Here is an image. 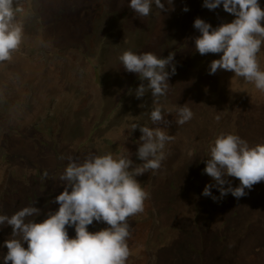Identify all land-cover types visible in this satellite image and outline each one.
<instances>
[{
  "label": "rangeland",
  "instance_id": "obj_1",
  "mask_svg": "<svg viewBox=\"0 0 264 264\" xmlns=\"http://www.w3.org/2000/svg\"><path fill=\"white\" fill-rule=\"evenodd\" d=\"M162 2L167 11L153 3L150 15L139 17L130 0H19L23 41L10 61L0 62V215L35 206L41 215L28 219L42 222L59 209L53 201L64 190L68 157L83 162L111 153L139 164L142 133L131 125L159 127L174 139L160 169L136 177L150 196L144 212L129 217L126 264H264V181L239 199L202 194L215 185L204 168L218 135L264 143V92L234 72L210 75L211 61L222 54L195 51L201 35L195 19L216 28L236 17L222 4L204 7V0ZM126 50L175 54L176 72L159 98L162 122L150 119V90L135 96L147 81L123 69L119 56ZM257 59L264 71V43ZM184 104L194 115L181 126L177 110ZM211 192L220 197L216 186ZM105 227L94 221L89 231ZM11 234V226L0 225V264ZM68 234L74 238L75 228Z\"/></svg>",
  "mask_w": 264,
  "mask_h": 264
},
{
  "label": "clouds",
  "instance_id": "obj_2",
  "mask_svg": "<svg viewBox=\"0 0 264 264\" xmlns=\"http://www.w3.org/2000/svg\"><path fill=\"white\" fill-rule=\"evenodd\" d=\"M153 3L161 12L168 10L162 0H130L129 7L139 17H147ZM221 4L236 18L216 28L203 19H195L194 27L201 33L195 38V51L200 55L222 54L211 61L210 75L218 70L234 72L264 92V71L257 59L264 43V9L258 0H204V7L210 10ZM22 11L19 0H0V62L10 61L20 48L23 30L16 16ZM174 57L173 53L162 58L131 50L119 56L123 69L147 81L139 85L135 96L139 99L151 91L153 124L164 120L159 98L166 96L169 77L176 72ZM193 115L184 104L177 110L176 124L184 125ZM137 128L142 135L136 155L142 163L135 164L131 158L114 157L111 153L89 155L83 162L68 157L60 177L64 190L53 201L59 204L57 211H49L42 222L28 219L41 215V209L35 206L24 207L11 216L0 215V225L12 228V238L4 241L8 250L4 264H126L131 255L129 217L144 212L150 196L136 177L159 170L166 158L165 146L174 139L159 127L131 125L132 132ZM204 173L215 181V185H206L204 196L217 201L231 193L239 199L246 195L245 189L264 181V143L250 146L236 134L221 133L210 145ZM227 177L238 179L240 185L232 187ZM226 184L229 186L224 187ZM213 186L218 188L220 197L212 196ZM94 221L108 227L89 231ZM69 227L75 228L74 238L69 237Z\"/></svg>",
  "mask_w": 264,
  "mask_h": 264
}]
</instances>
